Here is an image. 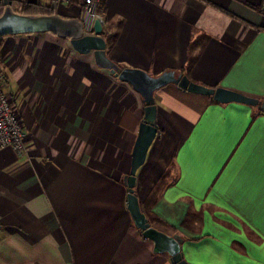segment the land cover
Wrapping results in <instances>:
<instances>
[{
  "label": "crops",
  "instance_id": "crops-1",
  "mask_svg": "<svg viewBox=\"0 0 264 264\" xmlns=\"http://www.w3.org/2000/svg\"><path fill=\"white\" fill-rule=\"evenodd\" d=\"M33 1L85 19L84 0ZM247 2L264 8V0H100L103 31L120 21L107 48L116 70L52 31L2 36L0 74L31 157L0 149V264H173L127 206L124 175L150 90L125 68L161 80L152 88L159 132L137 194L175 163L176 180L153 208L178 227L185 257L264 264V113L253 119L251 104L181 86L172 91L183 98L179 111L159 103L181 73L264 96V13ZM191 205L202 216L185 225Z\"/></svg>",
  "mask_w": 264,
  "mask_h": 264
},
{
  "label": "water",
  "instance_id": "water-1",
  "mask_svg": "<svg viewBox=\"0 0 264 264\" xmlns=\"http://www.w3.org/2000/svg\"><path fill=\"white\" fill-rule=\"evenodd\" d=\"M5 3L6 6L0 15V36L52 31L60 36L70 37L72 45L81 52L93 50L98 64L117 69L118 64L108 55L106 40L101 34L104 27L102 16H97L93 21L92 28L87 29L83 17L64 16L57 12H21L14 9L12 0H5ZM127 69H123L122 73L127 74L129 72ZM142 73H144L143 70ZM128 74H134L136 79H139L137 76L139 74L133 72ZM176 81L179 86L185 89L212 95L219 102H244L257 106L264 111V96L248 94L225 85L209 86L192 80L186 73L177 77ZM136 84L138 83L136 82ZM159 84H161L160 79H153V84L149 88L150 91L147 92L149 102L145 104L143 118L133 146L131 168L124 175V183L127 186V206L135 225L142 230L145 236L153 241V250L155 252L169 253L173 264H195L185 257L182 246L184 238L180 233H169L151 223L148 215L142 209L141 201L136 191L137 171L145 163L148 151L159 132V127L156 123L157 104L151 98L153 96L152 88Z\"/></svg>",
  "mask_w": 264,
  "mask_h": 264
},
{
  "label": "trees",
  "instance_id": "trees-1",
  "mask_svg": "<svg viewBox=\"0 0 264 264\" xmlns=\"http://www.w3.org/2000/svg\"><path fill=\"white\" fill-rule=\"evenodd\" d=\"M247 3L250 6H252L253 8L257 9L258 11L264 13L263 5H261V4H252L250 2H247ZM5 6H6V3H5V0H4L3 2L0 3V15L3 12ZM12 6L14 7L15 10L21 11V12H30V13L54 12V7L53 6H51L49 4H44V3L40 2V1L12 0ZM83 6H84V1H83ZM97 9H98V7H97ZM98 11L100 12V10H98ZM116 26H117V28H114ZM119 26H120V21H114V24H113V27L111 28V30L103 31L104 38H105L106 44H107L106 48H109L110 46H112L114 44V42L116 41V39L118 37V30L117 29H118ZM2 36H0V39L2 38ZM127 70L129 71L128 73L133 72V73L139 74V75H137L138 78H139L138 81L141 82V85L143 87L150 88L151 87L150 85L153 84V80L150 78V76L144 71H143L144 73H142L141 69L128 68ZM128 73L127 74L125 73V75L128 76V77H131V78H136L134 76V74L133 75H129ZM207 85H209V86H218V84H207ZM209 96H210V100L211 101L219 102L218 100L214 99V97L212 95H209ZM252 106L255 108V110L252 113V118L253 119L256 118L258 115H260L261 113H264V111H262L259 107L254 106V105H252ZM148 153H149V151H148ZM147 157H148V155H147ZM175 166H176L175 163H172L170 167H168L167 169H165L162 172V174L159 176V178L157 179V181L154 184V186L149 190V192L147 193V195L145 197L141 198L139 196L140 201H141L142 209L148 215L149 220L151 221V223L154 224L155 226H157L158 228H161V229H163V230H165L167 232H172V233L178 232V227L174 226L172 224H169V222H167L165 219H163L154 210L153 207L157 203V201L160 199V197L162 196L163 191L165 190L166 186L172 180H176V177H174V175H175V173H174ZM137 173H138V171H137ZM136 191H137V188H136ZM198 214L200 216H202L201 211H198ZM198 214L194 212V208L191 205L189 207L188 211H187V214H186L184 220H183V224L188 225V223L193 220V218H194L193 216L194 215H198Z\"/></svg>",
  "mask_w": 264,
  "mask_h": 264
},
{
  "label": "built area",
  "instance_id": "built-area-1",
  "mask_svg": "<svg viewBox=\"0 0 264 264\" xmlns=\"http://www.w3.org/2000/svg\"><path fill=\"white\" fill-rule=\"evenodd\" d=\"M4 0H0V3ZM100 0H84V24L91 29L97 16L103 15L97 7ZM103 20L104 17H103ZM88 21V23H87ZM11 146L19 155L31 157L30 148L23 130V120L20 112L14 107L6 89L5 82L0 74V149Z\"/></svg>",
  "mask_w": 264,
  "mask_h": 264
},
{
  "label": "rangeland",
  "instance_id": "rangeland-1",
  "mask_svg": "<svg viewBox=\"0 0 264 264\" xmlns=\"http://www.w3.org/2000/svg\"><path fill=\"white\" fill-rule=\"evenodd\" d=\"M177 79V76H175V80ZM182 89L180 86H173V87H169L163 94L164 96V100L162 101L161 98L159 100V103L160 104H164L165 103H168V104H171V108L174 110V111H179L183 106V98L182 96H176L172 91L174 90H179ZM188 91V90H187ZM191 93H194V94H199V95H209V94H205V93H200V92H193L191 91ZM153 100L157 101L158 100V92H155L153 93V96L151 97ZM198 103V102H197ZM199 110H200V105L198 104V106H195L193 107L191 110H190V118L189 120H192L193 117L197 116L199 114ZM170 111V110H169Z\"/></svg>",
  "mask_w": 264,
  "mask_h": 264
},
{
  "label": "flooded vegetation",
  "instance_id": "flooded-vegetation-1",
  "mask_svg": "<svg viewBox=\"0 0 264 264\" xmlns=\"http://www.w3.org/2000/svg\"><path fill=\"white\" fill-rule=\"evenodd\" d=\"M103 29H104V27H103ZM115 61V60H114ZM116 62V61H115ZM116 70V69H115Z\"/></svg>",
  "mask_w": 264,
  "mask_h": 264
}]
</instances>
